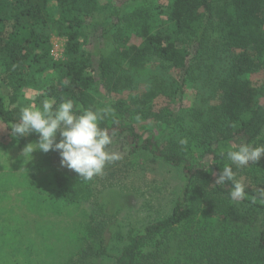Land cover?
<instances>
[{
    "label": "trees",
    "instance_id": "16d2710c",
    "mask_svg": "<svg viewBox=\"0 0 264 264\" xmlns=\"http://www.w3.org/2000/svg\"><path fill=\"white\" fill-rule=\"evenodd\" d=\"M135 1L0 0V122L12 133L21 93L40 88L34 74L45 64L55 76L39 103L51 99L55 108L71 100L77 115L113 109L101 128L127 133L132 154L144 151L185 173L187 184L172 213L143 230L131 229L114 264H264V195L244 185L245 199L232 201L233 182L216 184L225 164L233 168L226 154L233 143L264 141V104L255 103L261 91L251 79L264 71V0H171L157 16L131 11ZM53 35L67 39L62 62L50 56ZM152 59L158 65L141 78L131 73L146 71ZM194 81L200 92L186 108V87ZM141 85L136 99L108 103ZM162 99L173 109L157 112ZM130 116L162 122L166 131L178 126V138H144ZM18 139L23 147L38 143L39 134ZM197 154L205 165L194 163ZM23 172L15 187L20 213L14 227L0 230V255L66 264L67 249L77 254L85 245L80 230L88 232L90 225L77 207L91 196L89 186L63 177L50 152ZM21 222L37 236H18ZM94 245V259L110 256L104 234ZM30 251L36 252L32 260Z\"/></svg>",
    "mask_w": 264,
    "mask_h": 264
},
{
    "label": "rangeland",
    "instance_id": "374dc122",
    "mask_svg": "<svg viewBox=\"0 0 264 264\" xmlns=\"http://www.w3.org/2000/svg\"><path fill=\"white\" fill-rule=\"evenodd\" d=\"M170 1L136 0L129 5V8L131 11L150 10L157 16L160 15V11H165ZM132 40L135 43H140V39L135 36H132ZM94 41L95 45H98L96 40ZM66 43V38L57 35L51 37L50 56L54 62L65 60ZM96 47L93 50L97 52ZM157 65L158 61L152 59L146 71H131V73L141 78L147 71L154 69ZM36 69H39V72L34 74V83L35 86L40 88L38 90H35V88L23 90L19 100L20 108L29 105L42 108V100L41 103L38 102L39 96L46 95L45 88L51 79H54L55 72L45 64H41ZM251 79L261 91L256 96L255 103L264 104V71L253 75ZM143 88V85H141L140 90L114 94L108 98V103L115 104L118 101L134 100L143 93ZM199 92V84L196 81L188 84L184 96L186 108L195 104ZM217 97L218 94L215 98ZM166 107L173 109V106L165 103L163 99L159 100L156 111L159 112ZM183 117H186V114L179 116L177 122L183 123ZM130 118L138 134H142L144 138L153 135L156 138L155 140L159 139L161 142L177 140L178 138V126L173 131H166L168 127L162 122L151 120L141 122L135 116H130ZM125 125L126 123L123 127ZM111 135L113 142L109 150L119 153L121 158L115 163L106 165L102 174L94 176L91 180L83 179L89 186L91 196L85 201H81L77 208L79 214L86 213L90 227L88 232L84 228L80 230L81 233H84L83 235L80 234V236H84V250L72 254L71 251H74V248L71 247V251L68 248L69 253L66 264H114V257L119 255L125 246L126 237L130 230H143L146 226L168 217L187 184L185 173L180 168L170 166L144 151L132 154L131 149L133 146L130 139L127 138V133L115 132ZM60 139L61 137L57 133L56 142H59ZM236 144H240V142H236ZM25 147H20L18 137L13 135L0 122V181L4 182L0 183V230H9L14 225L12 224L14 215L20 213V206L17 202L19 191L15 187H17L18 179L29 163L36 162L41 156L50 152L53 168L61 173L63 177L71 181L82 179L74 170L61 166L59 152L49 151L44 153L36 150L32 153V156L31 154L24 155ZM33 147H35V144H33ZM192 160L200 166L206 164V160L198 157V154ZM231 165L233 166L235 181L241 182L256 191L264 192V156L258 162H250V165L244 166L245 169L243 167L238 168L234 164ZM251 170H254V172H251ZM31 171L32 169H30L29 175ZM15 229L20 230L18 236L23 235L24 240L28 237L37 236L35 231H32L34 228H29L23 222ZM102 234L106 236L110 256L103 260H96L90 254V249L95 246V240ZM30 244L34 247V244ZM35 254V251H30L29 259L32 260ZM27 260L28 258L24 256L10 258L0 255V264H31Z\"/></svg>",
    "mask_w": 264,
    "mask_h": 264
},
{
    "label": "clouds",
    "instance_id": "9594fccd",
    "mask_svg": "<svg viewBox=\"0 0 264 264\" xmlns=\"http://www.w3.org/2000/svg\"><path fill=\"white\" fill-rule=\"evenodd\" d=\"M54 103V100L44 99L42 108L29 105L20 109L19 122L10 127L12 134L17 137L31 132L39 134V143H35V147L33 143L28 144L24 155L32 156L36 150L44 153L57 151L61 156V166L74 170L84 180H91L102 174L106 165L121 158L119 153L109 150L113 142L109 130L100 127V122L107 114L114 112L113 109H86L77 115L73 101L67 100L55 108ZM57 133L61 137L59 142H56ZM180 144H187V140H180ZM226 154L238 168L248 166L250 162H258L264 156V144L254 146L251 143H233L226 150ZM228 181L233 182L229 193L231 200L245 199V186L234 180L233 168L225 164L216 184Z\"/></svg>",
    "mask_w": 264,
    "mask_h": 264
}]
</instances>
